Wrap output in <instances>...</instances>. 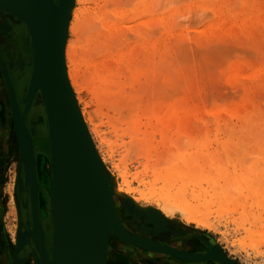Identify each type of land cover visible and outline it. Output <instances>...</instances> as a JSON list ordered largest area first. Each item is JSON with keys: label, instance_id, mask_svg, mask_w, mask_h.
Instances as JSON below:
<instances>
[{"label": "rangeland", "instance_id": "374dc122", "mask_svg": "<svg viewBox=\"0 0 264 264\" xmlns=\"http://www.w3.org/2000/svg\"><path fill=\"white\" fill-rule=\"evenodd\" d=\"M80 1L73 22L81 38L76 42L78 45L75 43V65L81 70V77L83 75L80 108H86V125L114 182L127 193V200L129 197L137 200L135 206L129 203L122 209L124 219L140 220L144 225L154 226L144 233L148 241L140 237L143 234L139 233L135 223L129 226L139 233L138 237L125 223L128 234L152 244L163 241L166 236L191 240L194 234H199L235 264H264V0H130V7L127 4L121 6L128 12L136 3L150 1L154 6L156 1L158 6L152 12H157L156 15L164 16L169 21V26L166 25L168 30L163 35L166 42L163 51L165 56L159 64L166 70L153 65L159 69L155 68L151 72L162 70L154 74L152 88L146 90L147 96L144 94L142 99L151 104L163 100V117L159 114L154 119L164 118L168 114L166 108H170L173 117L178 112L177 119L167 115L175 123L170 122L169 129L166 125L168 132L165 137L158 133L162 128L157 127L160 123L153 122V145L147 141V144L144 143L147 147L143 146L145 150L142 151H137L139 145L131 144V138L123 130L127 124L135 123L136 119L128 117L134 121L129 122L131 119H128L127 122L125 117V126L117 122V125L114 124L116 117L110 119L111 110L105 106L107 104L103 105L105 95L99 90L101 87L97 80L96 83L92 78L101 71L99 67L94 68L97 58L94 51L103 52L100 49L110 44L109 38H104L107 41L101 38L102 30L95 16L102 8L105 13L104 0ZM79 8L83 13L79 12ZM176 8H179L180 15L176 14ZM111 10L113 13L117 9ZM176 16L178 19L174 18ZM94 22L98 26H94ZM91 25L100 31H90L94 29ZM11 35H14V59L7 54L6 49L0 47V206L3 228L10 239L15 223L14 212L16 215L17 211L16 195L20 191L26 194L27 190L24 189L18 150L13 141L2 67L9 79L16 78L13 89L21 109L24 97L17 77L23 76L19 80L25 82L31 53L23 28L11 19L0 18V45L4 38ZM72 39H75L74 36ZM14 61L18 62L15 66ZM144 122L146 119H143ZM24 125L28 130L32 128L33 152L37 159L41 158V169L39 172L37 166V171L42 175L41 190L44 202H47L49 186L45 181L48 179V137L38 95L26 112ZM129 127L131 131L133 126ZM133 146L136 147L133 149ZM172 148L175 153H172ZM174 173H177V177ZM232 177L238 181L237 184ZM220 187L232 192L233 196H242L241 201L247 203L244 215L242 209L227 210L223 207V197L218 190ZM10 199L13 200L14 209ZM45 212L48 218V207ZM195 214L200 215L201 219ZM28 239L35 246L31 238ZM107 247V262L110 264H172L168 256L128 244L112 233Z\"/></svg>", "mask_w": 264, "mask_h": 264}, {"label": "bare ground", "instance_id": "6f19581e", "mask_svg": "<svg viewBox=\"0 0 264 264\" xmlns=\"http://www.w3.org/2000/svg\"><path fill=\"white\" fill-rule=\"evenodd\" d=\"M79 1L80 0H71V5L69 8V13H68V19H67L65 31L63 34V65H64V70H65V75H66V79L68 82V86L70 89V96L72 98L75 109L81 118L83 126H84V128L88 134V137H89L91 145H92L94 157L96 160V167L94 169V175H93V185L90 187V189L87 193L89 196V200H88V204H87V213H86L87 218L85 220L86 221L85 226H86L87 236H86L84 245H85L86 249H88V246H90V240H91L90 235L92 236V232H94V233H98L100 231L105 232L107 242L104 246L103 257H104V264H107V248H108L107 245H108L109 235L112 233L116 238H118L121 241H123V240L120 238L121 237L120 233H125V234L129 235L128 232L126 231V229L124 228V225H125V223L129 225V222L133 221V220L128 219V218L124 219L122 209H125L124 207H127L129 203H132L135 206L137 203V200L134 199V197L133 198L129 197V200H127L126 199V197H128L127 193L125 191H123L121 189V187L117 186L116 182H114L113 178L110 175L109 170L106 168V165L104 163L103 158L101 157L96 146L94 145V142L92 140V136L90 135V132H89L90 130H88L89 127H87V125H86V118H87V117L85 118V111H86L85 109L86 108L84 106L82 108H80V106L82 105L81 91L83 88V86H82L83 85L82 84L83 75L81 77L80 72H79L80 69H78V67L75 65V62H76V60H75V53H76L75 52V48H76L75 45L78 43L77 41L81 40V38L79 39L80 35H78L77 30H76L75 26L73 25V22H75L74 18L77 17L76 7L79 5ZM103 2H104L105 13L102 12L103 8H102V11L96 12L95 16H96V20H98L96 22L99 23V26L97 24H95V22L93 25L98 26L99 29L101 28L102 31L100 32L101 33L100 35L104 36V37L101 36V38H103V40H106V39H104L105 37L109 38L110 44L107 45L105 48L102 47L103 49H100V50H103V52H100V51L96 52L97 50L95 49L96 51H94V53H95V56L97 57V58H95L96 60L94 62L95 67L91 66V65L90 66L94 67L95 69L99 67L101 71H99L95 75V77H92L93 74L91 77L94 78V80L95 79L97 80L99 87H101L99 90H101L103 92V95H105L104 96L105 101H103L104 100L103 96L102 97L100 95L99 96L101 99H103V100H101V101H103V105L107 104L105 106H109L108 108H110V110H111V111L110 110L109 111H110V113L113 114V115L111 114L112 117L110 119H112V118L115 119V117H116V119L118 120V121H116V119H115L114 124H116V122H117V124H119V125L124 124V126H125V124L129 121L128 119H131L128 117H132L134 120L136 119L135 121L137 122V125H136V122L135 123L133 122L134 121L133 119H131L129 121V122H131L133 120L132 122L134 124L133 123L129 124V125L133 126V127L130 126L132 128H130L129 125L127 124L131 131H129L127 125L123 128V130H124V134L126 133V136H129V139L131 138V140H130L131 144L134 143V144L139 145L138 147L133 146V149L136 147L137 151H140V150L142 151V149H144V147L145 148L147 147V145H146L147 141H150V145H153V144H151L152 143L151 141H153L151 139L152 138L155 139L154 138L155 136L153 137V134H154L153 132L155 129V126H154L155 124H153V122L156 124L160 123V126H157V127H162V128L158 132L157 131L158 128L156 127L157 130H155V131H157L161 137H165L167 135V132H168L167 129H169L171 127L170 126L171 124L169 125V123L170 122L175 123V121L172 118H175L177 116V113H178L174 109V111L176 113H174V117H173L171 114L172 111L169 112L170 108H166L168 110L165 109V111H167L168 114H170V116L172 118H170V116H167L168 114L166 113V116H164V118L160 119L161 117H163L162 116V112H163V109H162L163 108V102L162 101L163 100L158 101L156 104H151V103H148L149 101L146 102L145 100L142 99L146 90H148V89L151 90V88H152L151 84L154 83V82H152L153 78H154V74L161 72L162 69L166 70V68H162L159 64L162 62V59L165 56V55L163 56V54H164L163 51H164V47H165L166 42L164 43L163 35H165L164 33H166V31L168 30V29H166L167 28L166 25L169 26V21L167 22V18H165L164 16L162 17L161 15H156L157 12L156 13L152 12L158 6L156 1H155L156 4L154 3V6L152 5V2H151V4L149 3L150 1L142 2V3H136L135 5H133L131 7V11H130V9L128 10V12L130 14H125L128 12H125L126 9L121 8V6H125L126 4L128 7H130L129 6L130 5L129 3H131L130 0H104ZM100 6H101V4H100ZM98 7H99V5H98ZM112 8L117 9V10L113 11V13H112V10H111ZM158 9H160V8H158ZM176 9H175L176 14H179L178 13V12H180V11H178L179 8H176ZM83 10H85V8ZM110 10L112 13L111 15L109 13ZM79 12L83 13L81 9L79 10ZM175 12H174V14H175ZM152 14H155V16ZM34 16H35V9H34L33 0H0V18L11 19L14 23L18 24L19 26H21L23 28L26 35H27V33L30 32L31 26L28 25L26 27L27 28L26 29L25 25H23L24 23H23L22 19L24 18L28 21H31L32 19H34ZM93 18H94V16H93ZM174 18H177V16ZM170 19H172V18L170 17ZM158 26H159V29H157ZM86 27H84L83 30ZM88 28H90V26ZM92 28H94V27L92 26ZM96 29L98 30V28H94L92 30L90 29V31H93ZM98 31H100V30H98ZM80 34H81V32H80ZM84 34L82 33L81 35L85 36L86 34L85 35ZM94 34L97 35L98 33H94ZM72 36H74V38H75L74 40L72 39ZM94 37L96 38V36H94ZM193 39L191 38V40H193ZM100 46H102V44ZM100 46H98L97 49ZM193 46H195V45H193ZM153 65H159L158 67L162 68V69L157 71L156 73H155V71L151 72V70H155V68L157 67V66L155 67ZM94 68H92V69H94ZM159 68H156V69H159ZM94 71L96 72L97 70H94ZM176 71H177V69H176ZM81 73L83 74V72H81ZM91 73H93V72H91ZM151 73H153V75ZM24 74H26V73H24ZM22 77L23 76H20L17 78L19 81V89L21 90V95H23V97H25L27 95V93H29V91L32 87L37 88L38 82L34 78H32V79L30 78V69L27 73V76H25L26 78H25L24 83L22 80L21 81L19 80ZM85 78H87V77H85ZM85 78H84V80H85ZM96 80H95V82H96ZM94 85H96V84H94ZM164 90H166V89H164ZM13 91H14V89H13ZM37 91H38V89H37ZM99 93H101V92L99 91ZM150 93H152V91H150ZM153 93H154V91H153ZM152 94H151V97H152ZM14 95H15V92H14ZM145 95H144V97H145ZM15 98H16V95H15ZM146 98L149 99L150 97H146ZM152 99H153V97H152ZM33 100H34V96L32 98V101ZM32 101H31V103H32ZM40 101L41 100L39 99V102ZM159 114L161 115V117H159L160 121L158 118H157L158 120L154 119L155 116H160ZM25 116H26V114H25ZM25 116H24V118H25ZM125 117L127 118L126 119L127 122L123 123V121H125V120H123V119H125ZM165 118H167V119H165ZM143 119L144 120L146 119V122H144V124L142 123ZM152 119H154V120L152 121ZM176 119H177V117H176ZM87 120H88V118H87ZM87 123H90V122H87ZM141 123H142V125H140ZM114 124H112V125H114ZM138 124H139V126H138ZM167 124H168V128L166 129L165 127H167L166 126ZM249 124L251 125V123H249ZM90 125H91V123H90ZM250 125H248V126H250ZM126 127H127V130H125ZM142 127H143V130H142ZM118 129H121V128H119V126H118ZM247 130H249V129H247ZM252 131L253 130H251V132ZM248 132H250V131H248ZM120 133H123V132H120ZM238 133H240V132H238ZM159 134H157V135L159 136ZM46 135L48 136L47 126H46ZM139 136L141 137L140 139L138 138ZM161 137H159L158 139L160 140ZM148 138H150V139H148ZM231 139H233V137ZM159 140L157 142L158 144L160 143ZM13 141L16 144L14 132H13ZM227 141H228V139H227ZM144 143H146V144L144 145ZM131 144L129 142V145H131ZM150 145H148V147ZM130 147H132V146H129V148ZM258 147L260 148L259 145H258ZM173 152H174V149L172 150V153ZM170 153H171V151H170ZM34 160H35V165H34L35 177H36V180L38 181L39 177H38V172H37L36 168L38 166L39 172H40V169H41L40 160H41V158L39 160L34 155ZM191 160H193V159L191 158ZM240 162H241V160H240ZM46 170H47L46 172L48 174V179L45 182L49 186V188H48L49 191H48L47 202L43 201L44 203H42L43 205L41 208V213H45V211H47V207L49 209V196H50V186H51L50 161H48ZM173 171L175 172V170H173ZM179 171L180 170H178V172ZM177 173H174V174H176V175H174L175 177H177ZM45 176H47V175H45ZM171 177H173V175ZM232 180L236 184L238 183V181L236 179L234 180L233 177H232ZM227 181H228V179H227ZM240 181H242V180H240ZM105 183H107L108 188H109V200H107L106 197L104 196V185H105ZM228 183H231V182L228 181ZM244 183H245V181H244ZM236 184H235V186H236ZM222 188L221 187L218 188V190L221 191V195L223 197V199H222L223 201H221V202L223 203L224 206L223 205H221V206L227 208V210L229 208L230 209L232 208L233 210L242 209L241 211L243 213V210H246L244 208H247V203L244 204V202H243L244 200L241 201L242 196H239V197L233 196L234 194L232 195V192H229L228 190H225L224 188L223 189ZM243 191H244V189H243ZM250 193H253V192H250ZM219 198H221V197H219ZM175 199H176V197H175ZM178 199H177V201H179ZM243 199H245V198H243ZM10 200H11V203H12L13 209H14L13 200L12 199H10ZM41 201H42V199H41ZM244 205L246 207H244ZM40 206H41V204H40ZM225 208H224V210L226 211ZM48 213H49V211H48ZM242 215H244V213ZM43 216L44 215H42V217ZM198 216L201 219V216L197 214L196 217H198ZM48 218H49L48 221H43V223L38 224V227L34 226L31 228V230H28L26 232L27 236L29 238H31V240L34 242L36 247H38L39 244H41V234L43 232V227L45 228L46 231H48L49 228L51 227V231H50L51 232L50 244H51L52 225L53 224H52V218L50 216ZM140 228L138 229L139 233L144 234V231L140 230ZM139 233H138V235H139ZM129 236H131V235H129ZM131 237H134V236L132 235ZM150 250H153V249L150 248ZM36 252H37V250H36ZM157 252H161V251H157ZM162 253H166V252H162ZM37 258H38V261H40L38 253H37ZM85 260L86 259L84 257L81 258V260L78 262V264H88L87 262H85Z\"/></svg>", "mask_w": 264, "mask_h": 264}, {"label": "water", "instance_id": "95a60500", "mask_svg": "<svg viewBox=\"0 0 264 264\" xmlns=\"http://www.w3.org/2000/svg\"><path fill=\"white\" fill-rule=\"evenodd\" d=\"M33 3L34 19L28 21L23 18L22 21L25 28L31 26L30 32L26 35L31 53L30 78L37 80L38 86L32 87L22 99L21 109L18 107L4 67L2 76L18 150L19 167L22 169L23 185L28 192L33 227H38L35 205L37 180L31 140L32 128L28 130L24 125V116L33 96L38 95L41 100L48 130V156L51 168L48 211L53 224L52 240L48 257L42 246L41 234V244L35 247L40 260L37 263L78 264L84 257L88 264H104L103 251L107 242L105 232H92L88 249L84 245L87 236L85 226L89 200L87 193L93 185L96 160L88 134L70 96L63 65V34L71 0H33ZM104 196L109 200L107 183L104 185ZM120 234L124 242L144 250L151 248L188 259L167 247H158L125 233ZM222 259L230 263L225 257Z\"/></svg>", "mask_w": 264, "mask_h": 264}, {"label": "flooded vegetation", "instance_id": "af4514ba", "mask_svg": "<svg viewBox=\"0 0 264 264\" xmlns=\"http://www.w3.org/2000/svg\"><path fill=\"white\" fill-rule=\"evenodd\" d=\"M13 44L14 35H11L7 38H4L3 43L0 45L1 49H6L7 54H9L12 58L13 54L15 53L13 49ZM14 63L15 66L18 62L14 61ZM15 79V77H12L10 79L12 87H14ZM38 177L39 179L37 181L35 205L37 223L41 224L43 223V221H48L49 218L45 217L46 212L41 213V208L43 205L42 203H44L43 201L45 200L43 197V192L41 190L42 175L38 173ZM16 205L17 211L16 215L14 212L15 223L13 229V236L11 239L5 233V230L3 228L0 206V264H35L38 261L36 255V248L35 246H33L30 239H28V237L25 235L26 231L31 230V228L33 227L28 192L24 194L23 191H20L19 195H16ZM42 215L44 216L42 217ZM131 224H134L137 229L141 227L140 230H143L144 233L147 231V229L152 230L154 228V226L150 227L148 225H144L143 223H141L140 220L137 222L136 220L130 221L129 225ZM129 225H127L129 230L133 233V235L137 236L138 232L133 230V227ZM50 231L51 227L48 231H46L43 227L42 246L45 252L47 253L48 257L50 256ZM140 237H142L144 240H149L147 234H143ZM154 245L158 247H167L170 250H173L188 257V259L183 258L184 260H181L176 258L179 256L173 257L175 255L160 252V254L168 256L171 259L172 264H235L223 252L215 248L207 238L199 234H194V238H192L191 240H186L185 238L177 239L174 237L166 236L163 241L154 242ZM222 257H225L226 259L230 260V263L224 261ZM107 264L110 263L107 262Z\"/></svg>", "mask_w": 264, "mask_h": 264}]
</instances>
